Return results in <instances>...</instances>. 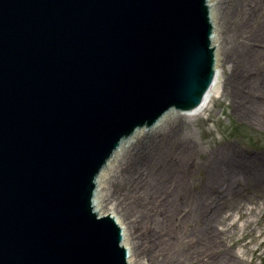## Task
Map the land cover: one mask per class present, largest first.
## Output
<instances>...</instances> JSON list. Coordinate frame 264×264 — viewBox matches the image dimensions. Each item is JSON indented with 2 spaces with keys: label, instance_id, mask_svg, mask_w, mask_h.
<instances>
[{
  "label": "water",
  "instance_id": "1",
  "mask_svg": "<svg viewBox=\"0 0 264 264\" xmlns=\"http://www.w3.org/2000/svg\"><path fill=\"white\" fill-rule=\"evenodd\" d=\"M211 32L206 0H0V264H127L96 175L201 101Z\"/></svg>",
  "mask_w": 264,
  "mask_h": 264
},
{
  "label": "bare ground",
  "instance_id": "2",
  "mask_svg": "<svg viewBox=\"0 0 264 264\" xmlns=\"http://www.w3.org/2000/svg\"><path fill=\"white\" fill-rule=\"evenodd\" d=\"M207 5L212 27H216L217 38L214 40L223 42L224 30L232 27L234 40L239 39L238 36L242 39L236 45L243 46L238 50L235 47L236 53L241 55V65L257 63L258 58L264 56V0H207ZM234 23L235 26H230ZM213 37L211 35L214 46ZM257 45L259 47H254ZM218 56L221 59L226 58L221 49ZM259 64L264 69V61ZM216 69L214 81L200 105L191 109V113L169 109L163 114V122L158 123L162 116L152 127L135 129L119 142L96 176L94 194L100 190V195L97 204H94V196L92 198L94 210L100 215L110 214L103 208L106 202L110 203L121 220H117V217L116 222L122 229L124 240V227L121 223L125 225L128 241L138 225L142 224L148 234L153 231L148 227L149 221L151 223L154 220L157 224L158 229L154 233L157 238L150 241L148 247L141 244L137 251L141 258H149L151 264H180L183 259H191L198 247L204 246V242H200L203 228L207 232L213 228V216L217 215L218 201L225 199L228 192L241 181L234 166V161L238 159L217 155L202 185L196 191L191 190L188 176L195 164V151L189 142L183 141L179 133L175 132L179 119H171L169 114L175 112L184 116L201 115L209 107L213 97L219 94ZM255 86L257 89L261 88L264 101L262 83ZM107 165L109 170L105 172ZM99 176L102 178L97 180ZM114 184L122 185L119 189L122 191L121 195L114 189ZM124 185L125 192L122 190ZM193 217L196 218L195 223L202 224L203 228L191 227L190 221ZM182 228L185 231L180 234ZM193 237H196L195 242ZM177 239L189 247L185 251H176L173 243H177ZM198 241L201 245H197ZM132 250L127 251L128 264H131ZM155 255L157 260L153 261ZM200 256V264H205L201 253Z\"/></svg>",
  "mask_w": 264,
  "mask_h": 264
},
{
  "label": "rangeland",
  "instance_id": "3",
  "mask_svg": "<svg viewBox=\"0 0 264 264\" xmlns=\"http://www.w3.org/2000/svg\"><path fill=\"white\" fill-rule=\"evenodd\" d=\"M230 26H235V23ZM215 29L214 25L213 40L217 38ZM232 30V27L224 30L223 42L214 40L218 96L213 97L209 107L199 116L169 113L171 119H179L175 132L179 133L183 141L189 142L195 151V164L188 176L191 190L196 191L202 185L217 155L237 158L234 166L241 178L239 185L233 187L225 199L218 201L212 230L207 229V232L202 224L195 223V217L191 219V227L203 228L200 242H204V246L198 241L197 245H201L198 251L191 259H183L180 264H200V253L205 264H264V101L261 88L257 89L255 86L261 82L264 89V69L259 64L264 61V56L259 57L257 63L241 65V55L236 53L235 47L237 41L242 39L238 36L239 39L234 40ZM241 46L243 45L237 46V50ZM220 49L226 55L225 59L219 58ZM164 118L163 116L158 123L163 122ZM108 166L105 172H108ZM101 178L99 176L97 180ZM113 187L121 195L122 191L119 189L122 185L114 184ZM227 189H230L229 185ZM122 190L126 191L125 185ZM99 195L100 190L94 195L95 204L99 201ZM103 208L117 219L118 215L110 203L106 202ZM117 220L121 221L119 217ZM148 224L153 231L147 234L144 226L138 225L128 241L125 225L121 223L126 247L133 249L130 251L131 264H151L149 258H141L137 252L141 244L148 247L149 242L157 238L154 234L158 229L157 224L154 220ZM184 231L182 228L179 233L183 234ZM193 241H196V237H193ZM173 244L178 252L189 247L178 239ZM153 258L156 261L157 255Z\"/></svg>",
  "mask_w": 264,
  "mask_h": 264
}]
</instances>
